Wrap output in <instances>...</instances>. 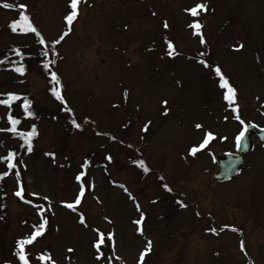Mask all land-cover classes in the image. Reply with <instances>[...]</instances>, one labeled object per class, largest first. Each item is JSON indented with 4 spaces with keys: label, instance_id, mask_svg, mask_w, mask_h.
<instances>
[{
    "label": "rangeland",
    "instance_id": "obj_1",
    "mask_svg": "<svg viewBox=\"0 0 264 264\" xmlns=\"http://www.w3.org/2000/svg\"><path fill=\"white\" fill-rule=\"evenodd\" d=\"M4 2L26 4L31 22L48 41L65 30L68 0ZM196 2L206 3L207 11L194 18L185 9ZM18 13L0 7V48L34 41L3 32ZM194 19L202 25L203 45L189 27ZM169 40L176 51L172 57L166 54ZM60 46L56 64L50 57L62 75L58 89L66 104L49 94L34 62L25 64L26 87L20 90L29 91L36 116L20 128L37 124L38 137L33 150L19 156L15 170L1 179L0 264H19L16 241L37 223L35 206L49 203L46 232L26 246L32 264H40L37 255L46 250L56 264H107L95 260L94 228L114 233L120 260L102 248L112 264H138L147 241L151 250L143 264H264V148L255 139L244 171L229 181H214L216 155L236 146L243 125L222 100L218 78L200 63L220 66L237 90L241 119L264 127V0H82L78 19ZM10 78L17 77L0 73V85ZM162 100L168 101L167 115ZM67 106L80 128L72 125ZM6 122L0 107V129ZM196 123L203 128L196 129ZM206 130L216 139L196 156L188 155ZM144 136L150 143L139 151ZM20 143L0 131V157L18 151ZM109 155L111 162L105 159ZM139 159L149 172L137 166L136 175L131 164ZM85 160L86 179L95 187L86 190L73 212L61 202L77 194L74 177ZM17 179L31 204L14 195ZM141 212L144 219L137 225ZM79 213L87 226L78 222Z\"/></svg>",
    "mask_w": 264,
    "mask_h": 264
},
{
    "label": "snow or ice",
    "instance_id": "obj_2",
    "mask_svg": "<svg viewBox=\"0 0 264 264\" xmlns=\"http://www.w3.org/2000/svg\"><path fill=\"white\" fill-rule=\"evenodd\" d=\"M81 3H82V0H68L67 11L63 17L64 22H65V30L62 31L58 35V37H56L52 40L53 45L60 44L65 39V37H67L70 34V32L72 30V25L78 19L79 5ZM0 7L4 8V9L17 8L19 10V19H14L12 21V23L9 25V27L11 28V30L13 32H17L18 30L21 32H24V33L31 32V33L35 34V36L38 40V43L40 45L46 44V40L41 35V32L33 25V23L30 21L29 16L25 13V9L27 8L26 4H24V3L15 4V3L4 2V3L0 4ZM185 11L187 13H189L192 17L195 18L200 14V12H206L207 11V5H206V3H203V2H196V3H194L193 6L186 8ZM164 27L165 28L168 27L167 23L164 24ZM189 27L191 29H193V35L199 36L200 44H202V45L205 44L206 41L204 39V36L200 32V29L202 28L201 23L198 20L194 19L193 22L191 24H189ZM242 47H243L242 44L234 46V50H239ZM44 54L47 55V51H45ZM166 54L169 57H172L176 54L174 44L170 40L167 41V53ZM16 55L17 56L21 55L19 50H16ZM200 63L205 68H208L210 70V72L213 73L218 78V86L220 89L223 90L222 100L225 102L226 107L231 109V111L235 114L234 119L236 121H238L240 125L244 126V130H240L238 132V134L235 136L236 145H237V147H240L241 143L245 137V131L247 129V125L245 124V121L243 119H241V117L239 115V104L237 103V99H238L237 90L229 82L228 77H226V75L222 72L220 66L211 65L206 60H203V59L200 60ZM43 67L45 69H49L50 65L44 64ZM15 71L20 73V74H23L25 69H24L23 65H21L19 67H16ZM50 76H51V81L55 85L59 86L61 81H60V78L57 75V73L54 71H51ZM51 91L57 100H60L62 104H66V102L64 101V98L61 95V92L59 91L58 88L54 87L51 89ZM126 94L127 93L125 92V95ZM2 95H4L6 98L0 99V105H4L6 108H9V109L12 107V104L14 101H18L21 99V97L19 95L15 94V93H11V92L5 93ZM29 104H30V101H28L27 99H24L23 109H24V112L27 116L32 115V112L29 110ZM167 104H168L167 100L161 101V105L164 108V111L162 113L163 115L168 114ZM17 106L19 107V105H17ZM64 110L71 112V109L67 108V107H65ZM227 118H228L227 116L224 117L225 120H227ZM7 120L9 122V124L11 125V127L8 129H0V131H10L14 135H18L19 137H21L24 140V144L27 146V151L31 152L33 150L31 139H32V137L37 135L36 126L33 125L31 127L30 131L18 132L16 126L20 123V121L18 119L14 118L12 115H8ZM71 123L74 127L80 128V124L77 123V121L75 119H72ZM150 123L151 122L149 121V124ZM194 127L199 130V129L203 128V125L200 123H196L194 125ZM147 128H148V125L146 124L142 130L147 131ZM215 139H216L215 133H213L210 130L204 131L200 140L197 143L193 144L189 148L188 155L196 156L197 153L201 152L202 150L207 149L209 147L210 143L212 141H214ZM221 139H227V137H221ZM46 155L54 156V153H46ZM14 157H15V153L10 151L6 157H0V161H3L4 163H6L8 169H14V168H16V163L13 162ZM105 159L108 160L109 162H111L112 157L109 155V156H106ZM133 163L135 165H137L140 169H142L145 173L150 171L149 167L146 165V163L143 159L134 160ZM88 164H89V161L85 160L81 165L82 170L74 177V179L78 182V192L74 196V199L71 202H67V201L61 202L64 207L72 210L73 212H78V206L81 204L82 199L85 197L86 190L94 189V187H95L94 182L87 181V179H86L87 173H86V171L83 170L86 168V166ZM8 175H9L8 171L0 172V179L6 177ZM19 175H20L19 172L15 173V176L17 178L19 177ZM119 187L122 188L125 192H128L127 188L124 185L121 184V185H119ZM163 187L165 188V190L171 191V189L169 188V186L167 184L163 185ZM24 193H25V189L22 186V184L20 183L19 179H17V189L14 192V195L16 197L20 198L25 203L31 204L32 203L31 200H25ZM29 195L40 197L44 201L49 200V197L47 195L40 196V193H38V192H31ZM129 198L134 200V197H132L131 194H129ZM180 206L186 207V205L183 204L182 202H180ZM35 207H36V215L38 217L37 223L32 225V230L30 231V233L28 235L21 237L16 241L15 255L18 258L19 264H30L31 258L28 255V253L26 252V246L32 245L33 242L36 241V239L38 237L43 236L44 233L46 232V228L48 225V218L45 215V213L52 210L50 203H49V206L47 208H45L43 205H36ZM136 207H137V210L139 211V205L138 204L136 205ZM105 219H107V217H105ZM143 219H144V214H143V212H141L140 213V219H137L136 221H134V223L137 225H140L142 223ZM78 222L81 225L87 226L86 218H85V215L83 213H79ZM108 222L110 223L111 221H108ZM229 227H232V226L224 225V228H229ZM137 230H138V232H141V234H142L141 228H138ZM232 230L235 231L236 229L234 227H232ZM93 231L96 233V239L93 241V244H92V247L95 251V260L96 261L106 260L107 264H112L111 258H109L108 256H105V253L102 251V248L109 249V251L113 254L115 259L120 260L119 256H115L114 233L108 232L107 235H105V233L103 231H101V229H99V228H94ZM206 231L216 233L217 229L209 228V229H206ZM146 243H147V247L145 248L144 251L140 252V254H139L138 264H143L146 252L151 250V241H147ZM241 248H243V245H241ZM73 251H74V249H72V248L67 249L68 253H71ZM37 260L40 262V264H45V262H47V264H56V261L52 259L51 254L48 252L41 253L37 257ZM5 264H10V262L5 261Z\"/></svg>",
    "mask_w": 264,
    "mask_h": 264
},
{
    "label": "trees",
    "instance_id": "obj_3",
    "mask_svg": "<svg viewBox=\"0 0 264 264\" xmlns=\"http://www.w3.org/2000/svg\"><path fill=\"white\" fill-rule=\"evenodd\" d=\"M25 13L27 14L26 11H25ZM27 15L29 16V14H27ZM29 18H30V16H29ZM31 20L32 19L30 18V21ZM12 21L7 23L6 25H3L4 27L2 30L4 32L7 31L8 33H10L12 35H15L18 37H24V38L32 36V41H33V37H34V41L31 42L30 38H28V39L23 40V41H16L17 43H13L9 47L0 48V73H10L12 75L14 74L17 77L16 79L10 78L11 80L8 81L6 84L4 83L3 85H0V86H3V87H0V99L6 98L2 94L9 93V92L15 93L21 97L20 100L13 102L12 107L10 109L6 108L4 105H0V107L6 111V117L8 115H12L14 118H16L20 121V123L16 126L18 132H21V131L27 132L26 130H22L20 128V126H21V123L24 121V119L34 117L33 100H32V97L29 95V91L23 92L20 90V89H22L21 87H26L24 84V83H26V79L24 78L25 77V71L23 74H20V73L15 71V68L23 65L24 69L26 70L25 64L34 62L35 63L34 67L37 69V71L42 73L44 78L47 79L48 84H49L48 85V88H49L48 91L53 95L51 89L54 87L56 88V85L51 81L50 72L51 71L55 72V70L51 68L52 62H51V59L49 58V53L51 52V53L55 54L56 55L55 59H57V56L59 53V48H60V45H62V44L60 43L58 45H53L52 41H47L44 34L42 33V31L39 28H37L35 26V24H33L41 32V35L46 40L45 45H40L38 43V40H37L35 34H33L31 32L24 33V32H21L19 30L17 32H13L11 30V28L9 27V25L12 23ZM16 50H19L21 55L17 56ZM45 51H47V55L44 54ZM44 64H49L50 65L49 69H45L43 67ZM59 78L61 81L60 76H59ZM12 86H15L16 88H12ZM4 87H11V88L2 90V88H4ZM54 98H55V96H54ZM24 99H27L28 101H30L29 110L32 112L31 116H27L24 112V109H23ZM17 105H19V107ZM70 113L72 115L73 111L71 110ZM10 127H11V125L8 122L7 129ZM30 130L31 129H29L28 131H30ZM13 136H15L16 138H19L21 140V143L19 146V151L18 152L13 151L15 153V157H14L13 162L16 163L20 154L27 152V146L24 144V140L21 137H19L18 135H14V134H13ZM35 140H36V136L32 137V139H31L32 145L35 144ZM6 156L7 155H3L2 157H6ZM3 164H5V163L3 161H0V172L4 171V170H1L2 169L1 166H3ZM10 170H13V169H8L6 171L9 172ZM0 183H1V179H0ZM172 217H173V215H172ZM47 251H45V252H47ZM45 263H47V262H45Z\"/></svg>",
    "mask_w": 264,
    "mask_h": 264
},
{
    "label": "water",
    "instance_id": "obj_4",
    "mask_svg": "<svg viewBox=\"0 0 264 264\" xmlns=\"http://www.w3.org/2000/svg\"><path fill=\"white\" fill-rule=\"evenodd\" d=\"M253 134L259 136L260 140L264 142V129L255 125H248L241 146L238 147L239 154L224 153L217 157L218 170L214 174L215 180L220 182L226 181L237 173L238 169L244 162L242 154L249 152L253 147Z\"/></svg>",
    "mask_w": 264,
    "mask_h": 264
},
{
    "label": "flooded vegetation",
    "instance_id": "obj_5",
    "mask_svg": "<svg viewBox=\"0 0 264 264\" xmlns=\"http://www.w3.org/2000/svg\"><path fill=\"white\" fill-rule=\"evenodd\" d=\"M262 264V263H261Z\"/></svg>",
    "mask_w": 264,
    "mask_h": 264
}]
</instances>
